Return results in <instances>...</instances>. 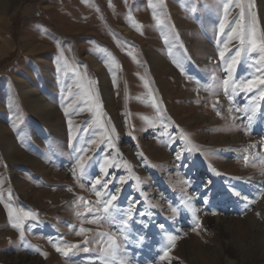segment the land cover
<instances>
[{
	"label": "rangeland",
	"instance_id": "1",
	"mask_svg": "<svg viewBox=\"0 0 264 264\" xmlns=\"http://www.w3.org/2000/svg\"><path fill=\"white\" fill-rule=\"evenodd\" d=\"M237 20L264 42V0H0V264H264V85L245 87L264 78V53L247 39L224 49ZM149 51L170 72L154 74ZM90 57L109 75L108 100ZM17 81L56 109L54 136ZM6 139L18 152L3 154ZM96 179L117 196L115 223L88 222L105 216ZM168 225L175 240L143 255ZM65 245L78 247L65 256Z\"/></svg>",
	"mask_w": 264,
	"mask_h": 264
},
{
	"label": "bare ground",
	"instance_id": "2",
	"mask_svg": "<svg viewBox=\"0 0 264 264\" xmlns=\"http://www.w3.org/2000/svg\"><path fill=\"white\" fill-rule=\"evenodd\" d=\"M127 30V29H126ZM104 33V32H103ZM48 49V48H47ZM121 49V48H120ZM49 50V49H48ZM34 51V50H33ZM36 51V50H35ZM54 51V50H53ZM56 52V51H55ZM54 52V53H55ZM151 53V54H150ZM43 54V53H42ZM53 54V53H52ZM150 54V60H151V68L153 70L154 74H157V72L160 71V69L162 70H166L167 72H170V69L168 67H170V63L169 64H165L162 60V57L157 54L156 52L153 51H149ZM36 55V54H35ZM57 58V56H55ZM37 59V58H36ZM39 59V58H38ZM54 59V58H53ZM58 59V58H57ZM65 59V58H64ZM68 59V58H67ZM56 60V59H55ZM61 60V59H60ZM57 60V61H60ZM90 60L92 61L94 68L97 69L99 71L100 77H101V88L103 91V94L105 95L106 100L109 99V94L111 91V84L109 86V75L107 73V71L105 72V66L103 67L102 62H100L99 60L95 59L94 57H90ZM38 62V61H37ZM62 62V61H61ZM60 63V62H59ZM66 63V62H65ZM52 63H43L41 61H39L36 64V68H40L45 70L44 73L48 74L49 71L47 69L48 66H51ZM53 65V64H52ZM60 66V65H58ZM37 71V70H36ZM35 71V72H36ZM51 71V70H50ZM166 72V73H167ZM37 73V72H36ZM35 74V73H34ZM33 74V75H34ZM38 75V74H37ZM36 77V76H35ZM34 79V77H32ZM120 78V77H119ZM123 79V78H122ZM26 80V79H25ZM27 81V80H26ZM38 80H36L37 82ZM34 82V81H33ZM49 82V81H48ZM38 83V82H37ZM161 84V83H160ZM166 84V83H165ZM165 84H163V86H165ZM17 89H18V93L20 94L21 100H22V104H24V106L28 109L29 113L31 114L30 116L33 117L34 120H38L47 130V135H51L54 136L55 133L60 129L58 125L59 121H58V117L56 116V109L51 107L49 104H46V100L42 99V96L40 95V91L38 89H36L34 87V85L32 83H28L25 81H17L15 83ZM167 85V84H166ZM113 89V88H112ZM8 103L10 104H14L11 103L13 101V96H15V98H17L16 95H12V92L10 91L8 94ZM9 104V105H10ZM18 106V105H17ZM16 107V106H15ZM17 116V115H16ZM15 116V117H16ZM18 117L21 119V112L18 114ZM17 117L16 121H19V118ZM214 121V120H213ZM30 127H33V124L30 123ZM6 131V127L2 124H0V134L3 135ZM42 131H40L41 133ZM45 134V136H47ZM1 137V136H0ZM2 138V137H1ZM7 140V139H6ZM37 140L39 141V138L36 137V142ZM10 141V142H9ZM7 140V142L3 143V154L5 156H8L10 154V152L12 151L14 152H18V149L15 146V143L11 140ZM3 142V141H2ZM38 143V142H37ZM27 157V156H26ZM16 159V158H15ZM31 161H36L35 159L30 158ZM241 187V186H240ZM250 189V188H249ZM247 189V194L250 193V190ZM234 205V204H233ZM222 207V206H221ZM225 207V206H224ZM223 209V208H221ZM227 209V208H226ZM223 210L225 212H229L228 210ZM233 209V208H232ZM231 209V211H232ZM234 210V209H233ZM171 224V223H169ZM177 229V228H176ZM176 229L174 228V226L168 225L167 227L164 228V231H160L158 228L157 229H151L153 231L152 235H156V244L153 245L151 243V240H148L146 242H144V244L146 246H140L138 248H140V252L147 256V257H151V255L155 252H158L159 248H165L166 245V240L169 239L168 233L173 231L175 232ZM178 231V230H177ZM164 232V233H161ZM152 233V232H151ZM167 233V234H166ZM137 250V249H136ZM129 252V251H128ZM154 256V255H153ZM183 256V255H182ZM159 260V259H157ZM156 260V261H157ZM114 261V260H113ZM118 261V260H115ZM152 261V260H151ZM161 262V260L159 261ZM168 262V261H167ZM162 263V262H161Z\"/></svg>",
	"mask_w": 264,
	"mask_h": 264
},
{
	"label": "snow or ice",
	"instance_id": "3",
	"mask_svg": "<svg viewBox=\"0 0 264 264\" xmlns=\"http://www.w3.org/2000/svg\"><path fill=\"white\" fill-rule=\"evenodd\" d=\"M228 10H229V5L226 4L225 5V15H227ZM235 24H236V26L232 27L231 31L229 33H227L228 39L223 41L224 49L225 50L227 49V45L229 43H231L233 41V39H238L241 45H243L245 43V40L247 39V42L250 45V47L247 49V51L249 53H252V52L264 53V42H261L258 44L257 40L255 39V25H254V23L248 29L250 35L247 37L244 35L245 29L241 25V22L239 20H237L235 22ZM226 25H227L226 19H222L220 24H219V30H220L221 34H223L225 32ZM225 50H221L219 52V56L221 59H224V57H225ZM240 55H241V49H236L235 56H233L231 61L228 63L229 74L231 73V69H232L233 64H235L237 62V57H239ZM223 84L225 86V91L227 92V88L229 86V80L224 79ZM257 84L264 85V78L248 80L245 82V87L248 91H252L253 87ZM260 96L262 99H264V92H261ZM249 119H251V118L249 117ZM91 143H95V141H91ZM109 143H110V141H109ZM244 159L247 162L248 158L244 157ZM76 164H77V169H79V171H80L81 177H83L85 165L80 163L79 160H77ZM120 182L123 183L124 181L121 180ZM97 185H99L100 188H97L96 187ZM101 188L104 189V192L106 193V198H104V199H99L102 196V192L100 190ZM92 190L95 193V195L98 197V200L96 201V203L97 204H103V211L105 213V216L104 217L93 216V218L90 219L88 222L93 223L97 220H104L105 222H108L110 224L115 223L116 218H115V216L112 215V211L115 207L114 201L117 200V196L114 194H111V193H107V182H103L100 179L95 180L94 184L92 185ZM262 195H264V194H262ZM87 203L88 202L85 201L86 205H87ZM85 211L86 212H92L93 209L90 207H86ZM173 211H175V210H173ZM213 214H215V213H213ZM28 215H29V213H23L24 217H27ZM126 215H127V219H125L122 222L123 226L125 228H127V226H128L127 220H130L132 218L131 211H129ZM141 215H144V213H141ZM17 219L19 220L20 217L18 216ZM199 227H200L199 222H197V228H199ZM85 232H86V229L80 228L79 231L77 232V234L82 235ZM100 235H106V234H100ZM109 240L111 242L110 254L115 255V253H116L115 240L112 239L111 237H109ZM169 240L174 241L175 237L170 236ZM76 247H78V245H65L64 255L67 256L69 251H71L72 248H76ZM170 250L171 249H165L164 253L160 257V259L163 260V259L167 258L169 256ZM57 251H61V249L58 247ZM85 251H87V249H85Z\"/></svg>",
	"mask_w": 264,
	"mask_h": 264
}]
</instances>
